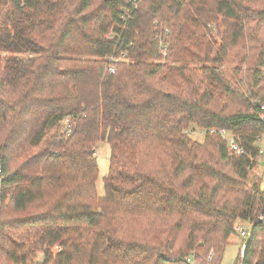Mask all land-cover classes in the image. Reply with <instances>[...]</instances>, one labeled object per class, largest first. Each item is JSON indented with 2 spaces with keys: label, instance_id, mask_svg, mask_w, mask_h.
Segmentation results:
<instances>
[{
  "label": "trees",
  "instance_id": "16d2710c",
  "mask_svg": "<svg viewBox=\"0 0 264 264\" xmlns=\"http://www.w3.org/2000/svg\"><path fill=\"white\" fill-rule=\"evenodd\" d=\"M261 106L264 0H0V264H264Z\"/></svg>",
  "mask_w": 264,
  "mask_h": 264
},
{
  "label": "rangeland",
  "instance_id": "374dc122",
  "mask_svg": "<svg viewBox=\"0 0 264 264\" xmlns=\"http://www.w3.org/2000/svg\"><path fill=\"white\" fill-rule=\"evenodd\" d=\"M205 138V132L200 130L195 134L194 139L199 142H203ZM110 145L107 142H101L98 145L97 149V161L99 165V177L97 180V190L100 196L105 194L104 189V176L108 173L109 170V159H110ZM258 163L250 171V177L248 179L250 184H253L256 181H261L262 187H264V162L261 155L257 157ZM239 224L237 225V232L231 238L230 244L227 246L221 264H234L236 258L239 255L240 244L242 238L238 234Z\"/></svg>",
  "mask_w": 264,
  "mask_h": 264
},
{
  "label": "built area",
  "instance_id": "2783aa9c",
  "mask_svg": "<svg viewBox=\"0 0 264 264\" xmlns=\"http://www.w3.org/2000/svg\"><path fill=\"white\" fill-rule=\"evenodd\" d=\"M140 1L142 0H133V5L137 6ZM158 39L160 42L161 53L163 55V58L165 59L167 57L168 43L164 42L161 36H159ZM112 60H114L115 62L111 63L109 67L110 74H114L116 72L118 62L129 61L128 51H123L119 58H113ZM259 118L262 124H264V106H261V111L259 112ZM214 131L215 130H212V132ZM220 133L223 136V138L228 142L229 147L234 152H236L237 154H243L245 152V149L236 141L235 136L230 131L223 129L220 131ZM256 143L260 147L259 154L261 155L262 160H264V133L257 138ZM259 222L264 226V215H260ZM238 234L243 240L248 239L251 235V225L242 223L239 226ZM246 250H247V243L245 241H242L239 249V253L242 258L245 256ZM188 261L191 262V258H188ZM192 264H196V263L192 261Z\"/></svg>",
  "mask_w": 264,
  "mask_h": 264
}]
</instances>
